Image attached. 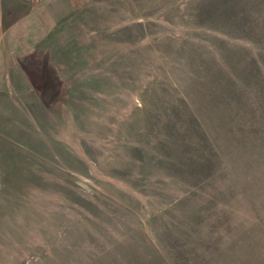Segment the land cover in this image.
Returning <instances> with one entry per match:
<instances>
[{
  "label": "rangeland",
  "instance_id": "rangeland-1",
  "mask_svg": "<svg viewBox=\"0 0 264 264\" xmlns=\"http://www.w3.org/2000/svg\"><path fill=\"white\" fill-rule=\"evenodd\" d=\"M0 264H264V0H0Z\"/></svg>",
  "mask_w": 264,
  "mask_h": 264
}]
</instances>
